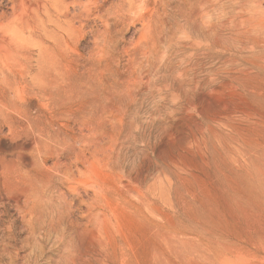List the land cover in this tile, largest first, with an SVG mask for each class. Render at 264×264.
<instances>
[{
    "label": "rangeland",
    "instance_id": "374dc122",
    "mask_svg": "<svg viewBox=\"0 0 264 264\" xmlns=\"http://www.w3.org/2000/svg\"><path fill=\"white\" fill-rule=\"evenodd\" d=\"M170 1L153 68L130 61L140 23L111 59L91 17L55 70V28L0 35V160L29 188L59 178L67 150L88 162L61 187L75 245L47 239L29 264H264V0Z\"/></svg>",
    "mask_w": 264,
    "mask_h": 264
},
{
    "label": "bare ground",
    "instance_id": "6f19581e",
    "mask_svg": "<svg viewBox=\"0 0 264 264\" xmlns=\"http://www.w3.org/2000/svg\"><path fill=\"white\" fill-rule=\"evenodd\" d=\"M108 2L109 0H7L11 14H0V35L4 38L12 36L18 28L32 26L39 21L42 26L37 29L55 28L56 32H52L53 34L50 32L51 37L48 35V38L53 40L54 47L49 45L50 47H46L43 51V61L49 62V67L55 70L56 58L62 60L65 58L64 55L74 51L77 39L91 17L103 18L106 31L98 35V39L102 38L103 43L99 49L111 59H114V52L119 44L117 35L122 34L127 26L140 23L142 34L133 44L134 53L131 54L130 61L134 66H143L145 59L153 68L158 51V41L155 40V35L161 34L159 27L164 25L163 20L171 6V1L117 0L105 9ZM64 158L67 160L60 165L62 167L61 171L59 170V178L55 179L54 177H57L55 174L54 179H49L40 188H29L28 172L11 169L0 160V220L3 222L0 226V264H29L32 260H39V257L45 254L44 242L47 239V243L50 242L49 240H58L57 243H60L67 251L72 249V244L75 245L71 237L76 231L69 228L74 201L69 203V198H66L67 194L62 192L61 187L67 184L68 187L65 185L64 187L76 190L83 183L82 177L85 173L81 166H84L86 159L75 150H67ZM86 186L89 187V185ZM95 203V199L89 198L88 226L94 223ZM8 208L13 209L17 215L16 219L12 214L9 215ZM17 222L22 225V233H25L22 240H19ZM54 244L53 246L57 247L58 244L56 242ZM56 249L62 250V248ZM21 253L26 255L22 257ZM65 253L63 256L60 255L64 259L63 262L68 261L69 255L66 257ZM80 259L78 261L91 264V253L88 252ZM59 261L61 262V258ZM69 261L72 263L71 259Z\"/></svg>",
    "mask_w": 264,
    "mask_h": 264
}]
</instances>
